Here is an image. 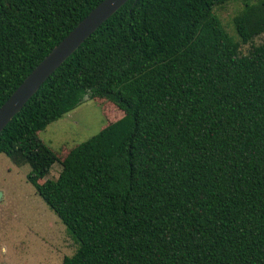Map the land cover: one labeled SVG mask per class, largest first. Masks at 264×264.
Segmentation results:
<instances>
[{"label": "trees", "instance_id": "16d2710c", "mask_svg": "<svg viewBox=\"0 0 264 264\" xmlns=\"http://www.w3.org/2000/svg\"><path fill=\"white\" fill-rule=\"evenodd\" d=\"M102 1L0 0V107ZM263 35L264 0H130L13 118L0 155L77 244L63 264H264ZM87 99L124 116L58 159L39 134Z\"/></svg>", "mask_w": 264, "mask_h": 264}, {"label": "rangeland", "instance_id": "374dc122", "mask_svg": "<svg viewBox=\"0 0 264 264\" xmlns=\"http://www.w3.org/2000/svg\"><path fill=\"white\" fill-rule=\"evenodd\" d=\"M240 8L241 3H232L217 11L229 30ZM263 42L264 35L256 40V44ZM249 50V46L242 48L244 54ZM123 116L111 102L87 99L49 125L39 137L58 159L64 160L72 149ZM30 171L29 165L18 167L6 155H0V264H63L64 258L73 256L78 246L29 183ZM61 171L62 165L55 163L46 179H57Z\"/></svg>", "mask_w": 264, "mask_h": 264}, {"label": "water", "instance_id": "95a60500", "mask_svg": "<svg viewBox=\"0 0 264 264\" xmlns=\"http://www.w3.org/2000/svg\"><path fill=\"white\" fill-rule=\"evenodd\" d=\"M129 1L103 0L45 57L0 107V134L54 72Z\"/></svg>", "mask_w": 264, "mask_h": 264}]
</instances>
